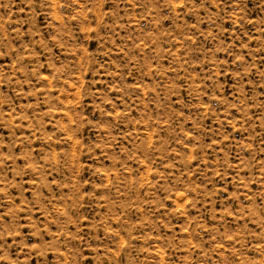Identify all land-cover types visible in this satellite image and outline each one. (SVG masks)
I'll list each match as a JSON object with an SVG mask.
<instances>
[{"label": "rangeland", "instance_id": "rangeland-1", "mask_svg": "<svg viewBox=\"0 0 264 264\" xmlns=\"http://www.w3.org/2000/svg\"><path fill=\"white\" fill-rule=\"evenodd\" d=\"M0 264H264V0H0Z\"/></svg>", "mask_w": 264, "mask_h": 264}]
</instances>
